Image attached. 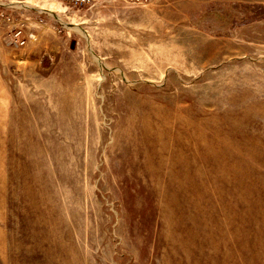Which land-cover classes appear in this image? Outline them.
Returning a JSON list of instances; mask_svg holds the SVG:
<instances>
[{
  "label": "rangeland",
  "instance_id": "374dc122",
  "mask_svg": "<svg viewBox=\"0 0 264 264\" xmlns=\"http://www.w3.org/2000/svg\"><path fill=\"white\" fill-rule=\"evenodd\" d=\"M30 2L37 41L0 28V264H264V0Z\"/></svg>",
  "mask_w": 264,
  "mask_h": 264
},
{
  "label": "built area",
  "instance_id": "2783aa9c",
  "mask_svg": "<svg viewBox=\"0 0 264 264\" xmlns=\"http://www.w3.org/2000/svg\"><path fill=\"white\" fill-rule=\"evenodd\" d=\"M30 0H0V28L9 27L5 40L14 47H23L37 41V36L30 32L36 7L29 5ZM66 7L95 8L110 0H44ZM41 13V12H39Z\"/></svg>",
  "mask_w": 264,
  "mask_h": 264
},
{
  "label": "bare ground",
  "instance_id": "6f19581e",
  "mask_svg": "<svg viewBox=\"0 0 264 264\" xmlns=\"http://www.w3.org/2000/svg\"><path fill=\"white\" fill-rule=\"evenodd\" d=\"M29 5H32V3L29 1ZM44 10V9H43Z\"/></svg>",
  "mask_w": 264,
  "mask_h": 264
}]
</instances>
